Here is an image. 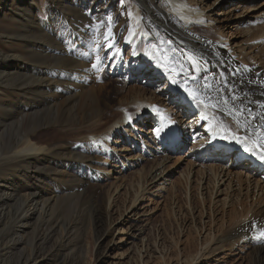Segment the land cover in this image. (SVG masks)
<instances>
[{
    "label": "bare ground",
    "instance_id": "6f19581e",
    "mask_svg": "<svg viewBox=\"0 0 264 264\" xmlns=\"http://www.w3.org/2000/svg\"><path fill=\"white\" fill-rule=\"evenodd\" d=\"M11 2L16 8L8 16L5 11ZM195 2L0 0V13L15 20L16 26L11 32H0V40L17 42L21 47V51L8 52L0 48V172L10 166L17 168L13 176L0 177V264H83L95 246L98 251L106 249L105 242L112 236L108 229L111 215L101 212L98 206L105 192L97 195L91 183H98L119 168L113 173L122 179L125 169L136 170L148 157L153 160V168H141L133 185L122 188V183L114 192L118 195L119 188H125L127 193H135L136 199L126 208L127 212L132 210L130 216L125 215L126 219L120 222L121 235H126V244L141 236L143 220L138 216L136 203L145 198L144 192L157 187L154 183L163 179L166 161L182 150L178 144L182 133L176 119L178 105H183L187 114L196 112L198 132L210 145V155L216 145L219 147L216 163L197 170L199 187L202 185L211 200L225 195L223 207L231 203V199L226 203L231 193L242 194L234 202L239 209L232 203V227L216 238L208 252H224L229 244L236 250L249 251L251 264H264V201L259 197L262 204L251 210L246 208L252 195L264 196V168L254 170L247 160L248 170L241 174L222 163L235 144L220 138L225 128L212 112L218 110L231 119L238 136H247L250 147L256 150L253 141L258 143L264 135V107L260 106L264 103V50L254 56L247 51H252L257 43L264 45V38L260 37L264 27L246 31L259 30L254 34L259 39L243 48L238 60L208 33L198 30L203 28L201 23H219V19L212 18L222 17L225 5L215 6L214 2L207 6H213L212 17L203 14L205 9ZM231 4L234 3L230 1ZM193 22L200 23L197 32ZM218 31L220 40L224 39L221 28ZM127 47L132 49L129 56L137 71L146 69V77L155 80L161 89L140 90L143 98L137 101L138 111L119 112L112 119L107 112L112 107L108 89L99 83L107 77L106 68L114 59L118 70L114 75H133L128 62L121 60ZM184 88L198 100L188 97ZM11 95L15 101L8 103L5 97ZM136 100H127L122 107H129ZM144 117L152 121L142 124ZM169 118L175 123H167ZM84 120L88 124L78 126ZM139 124L157 129L165 126L159 135L144 139L134 135L141 132ZM210 128L217 132L215 139ZM117 137L125 139L118 142ZM191 139H196V135ZM236 147L233 160L239 154L252 156L244 151L243 144ZM102 155L114 159L113 171L107 162L102 164L108 167L100 170ZM184 177L192 183L190 172ZM119 178L114 179L121 181ZM232 179L238 190L231 188ZM111 199L107 209L115 200ZM126 224H130L129 231Z\"/></svg>",
    "mask_w": 264,
    "mask_h": 264
},
{
    "label": "rangeland",
    "instance_id": "374dc122",
    "mask_svg": "<svg viewBox=\"0 0 264 264\" xmlns=\"http://www.w3.org/2000/svg\"><path fill=\"white\" fill-rule=\"evenodd\" d=\"M230 1L234 4L229 5ZM214 2L217 3L215 6L221 4L225 5L222 17L217 18L212 16L210 10H212L211 8L213 6L211 8H206L207 6L213 5ZM195 3L205 9L203 14L207 13L213 17L212 19L215 18L214 20L219 19L220 21L219 23L218 21H216L217 23H201V27L203 28L199 29L197 26L200 25V23L193 22V29L196 30V32L198 29L204 33H208L212 40L221 43V47L228 51L231 56L239 60L242 49H247L249 46H252L254 41H258L259 38H254V34L259 33V30H256L254 33L246 31H253L254 29L261 30V28L264 27V0H196ZM15 8V4L11 2L5 13L9 16ZM8 16L5 17L4 12L0 13V32L3 34L11 32L16 28L15 25L13 26L15 20L11 21ZM15 24H17V22ZM206 27H210L211 30H206ZM219 28H221V31L225 34V38L222 40H220L221 35L220 31H218ZM260 37L264 38V35L261 34ZM246 40L248 41L245 42ZM242 42L246 46H242ZM17 44L18 43L14 41L9 43L5 38H1L0 40V48L6 52H8V50L16 51L17 49V51H21V47L17 46ZM228 45L231 46L228 47ZM261 50H264V45H258L257 43V47H252V51L248 50L247 53L249 55L252 54V56L255 54L259 55V51ZM131 52L132 49L127 47L122 53L121 60L122 62H128L127 64L131 67L130 70H132L133 75H114L115 72L116 74L118 73L115 64H113L116 62V59H114L113 61L115 62L112 61V63L106 68L107 77L103 82L99 83V85L104 86V89H108V99L111 100L112 107L109 111L107 110V112L112 119H115V117L120 114L128 112L134 113L138 111L139 107L137 105L139 104L137 101L140 100V97L143 98L140 90L149 88L150 91L156 92L161 89L158 87L159 84L155 83V80L153 81L146 77V69L143 70V72L140 70L137 71L134 59L129 56ZM120 71L121 70H119V72ZM96 74L98 75V73ZM129 89H133L132 92H129ZM14 98L15 97L11 95L10 98L5 97V100L9 103V101H15ZM134 99H137L134 104L131 103L134 106H130V104L129 107H122L123 104L127 103V100L130 102ZM184 108L183 105H178L176 109V119L180 122L179 128L184 134V136H182V133L180 134L182 139L180 144L182 150L175 153L171 159L166 161L167 167H165V174L161 176L163 179H158V183H154L157 187L152 189L150 193L144 192L142 197L145 196V198L136 203V206H139V209L136 210L138 216H142V228L144 232L129 244H126V235H121L120 222L126 219L125 215H128L130 211H132L129 209L127 212L126 208L131 204L130 201L136 199V195L132 191H128L127 193L125 188H122L127 184L133 185L135 183V178L139 177L137 172L141 171V168L145 171L152 169L153 160H149L147 159L148 157H145V161L141 162V165L136 170L125 169V173L121 176L122 179H120L118 173H113L121 170L119 168L113 171L116 168L112 167L115 166L114 159L108 160L105 155H102L104 157L101 156V160L99 161L100 166L99 164L97 166H99V168L103 166L102 169H100L102 171L104 168L108 167L106 165L104 166L102 163H110V170L113 172L109 177L103 178L98 183L91 184L95 186L92 190H95L97 195L100 196L105 192V196L100 197L98 206L101 208V212H110L111 220L108 229H110L112 236L110 237L109 242H105L106 249L104 248L98 251L95 246L94 252L88 254V257L83 264H251L252 256L247 254L249 251L245 252V249L236 250L237 248H233V246H229V244L224 248V250H226L224 252L223 250L208 252V249L217 242L216 240L218 239L216 238L222 237V234L229 231L232 227L231 222L234 211L232 203L238 200V194H242L241 192L238 193L239 191H234L235 194L231 193L226 202L228 203L229 199H231V203L226 204V206L223 207L222 203L226 199L225 195L216 199V201L214 200V197L211 200L208 193L205 190H202V185L199 187L200 182L198 177H196L197 170L206 166L209 167L210 165H214L216 159L219 157V153L210 155V145L208 146L206 144L204 136L200 135V132H198L200 125L197 126L198 118L194 116V113L196 112H192L190 115L186 113ZM212 112H214L213 114H215L218 120L221 121V127L225 128L224 132H221L223 135L229 132L238 135L237 129L234 127L235 125L232 123L231 119H228L224 113L218 110L213 109ZM146 121L151 122L152 119L144 117L142 124H148ZM215 123L216 121H213L212 125ZM78 124H80L78 126H82L88 123L84 120L80 121ZM106 126L107 123L104 126L105 131H107L106 129L109 125ZM144 126L145 127L140 124L138 125L141 130V132L138 133L132 132L133 130L131 127H129L130 129L128 128V130H130L131 133H134V135L136 134L135 136H142L144 139L146 136L152 138L154 134L157 133V127L149 125ZM152 131L155 133H151ZM90 132L94 133L92 130ZM185 134H188V136ZM195 135L196 139H191ZM49 137L53 138L51 135H49ZM112 138L115 139L116 136H112ZM124 139L125 137L122 138V140H119L117 137L118 142H122ZM246 143L250 147V143L247 141ZM232 144H235V146L231 148L222 163L225 164V166L234 169L235 173L242 174V172L248 170L245 161L246 159L244 158L241 163H235L236 161L233 159L234 153L237 151L236 145H238V143L232 141ZM201 150H204V152L200 153ZM117 153L119 155H124L120 152ZM138 154H140V152ZM110 158H112V155ZM110 161L113 162L111 163ZM16 170L17 168L15 169L11 166L7 167V169L0 172V177L13 176L16 173ZM189 172L192 177V183H187V179L184 177ZM244 174L245 173H243V176ZM259 177L260 176L257 178ZM114 178H119L121 181ZM206 182L207 183L204 184V189L207 190V184H209V181ZM122 183V188H119L118 195H116L114 192L117 186ZM227 185L228 181L223 189H226ZM233 185H235L234 179H232L231 188L238 190V187ZM242 189V192L245 193L246 189ZM109 194L116 197H111ZM261 194L252 195L246 208L251 210L254 209L255 206L262 204L264 196L262 197ZM140 195L141 194L137 196L138 199L140 198ZM109 197L112 198L111 200H113V198L115 200H113L114 202L112 203L111 208L107 209L109 207ZM259 197L263 199L260 203L258 202L260 199ZM102 198H104L105 201H103ZM236 205L237 204L234 205L235 208L239 209ZM105 206L106 209H104ZM129 227L130 224L125 225L126 231L127 229L129 231ZM92 241H94V239ZM50 264L53 263L50 262Z\"/></svg>",
    "mask_w": 264,
    "mask_h": 264
},
{
    "label": "snow or ice",
    "instance_id": "6c2138e0",
    "mask_svg": "<svg viewBox=\"0 0 264 264\" xmlns=\"http://www.w3.org/2000/svg\"><path fill=\"white\" fill-rule=\"evenodd\" d=\"M93 67L95 68L96 65H93ZM184 92L186 93V95L188 97H191L193 100H198V97L193 92H191L189 89L184 88ZM199 102L203 103V101H199ZM225 103H227V101H225ZM260 106L264 107V103H262ZM237 111H239V110H237ZM129 119H131V117H129ZM262 119H264V117H262ZM167 123L174 124L175 122L173 120H171V118H169ZM237 123H239V121H237ZM164 126L165 125H162L161 129H157V135L160 134V131L163 129ZM171 131H172V129H169V132H171ZM209 131L212 132V138L215 139L217 136V132L211 128L209 129ZM220 138L223 140H232L238 144H243L244 145V151L249 153L253 157H255L262 165H264V135H262L260 137L258 143L256 141H253V144L256 148L255 151L253 150V148L249 147L248 144L246 143L247 136H245L244 138H241L240 136L229 132L226 135H221ZM261 236H264V232H261Z\"/></svg>",
    "mask_w": 264,
    "mask_h": 264
}]
</instances>
